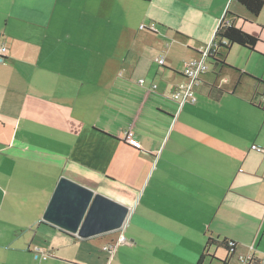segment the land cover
<instances>
[{
	"label": "crops",
	"instance_id": "0c3cea01",
	"mask_svg": "<svg viewBox=\"0 0 264 264\" xmlns=\"http://www.w3.org/2000/svg\"><path fill=\"white\" fill-rule=\"evenodd\" d=\"M229 13L263 43L232 47L244 61L229 85L202 76L197 103L180 106L169 96L184 65ZM1 45L0 264H198L208 238L253 255L264 155L252 147L264 149V136L249 122L264 112V8L253 17L234 0H0ZM62 178L130 209L117 237L81 239L43 221ZM107 238L114 250L103 255L95 241ZM220 250L207 253L230 264L235 255Z\"/></svg>",
	"mask_w": 264,
	"mask_h": 264
},
{
	"label": "water",
	"instance_id": "95a60500",
	"mask_svg": "<svg viewBox=\"0 0 264 264\" xmlns=\"http://www.w3.org/2000/svg\"><path fill=\"white\" fill-rule=\"evenodd\" d=\"M129 213L128 207L62 178L43 221L81 239H90L121 230Z\"/></svg>",
	"mask_w": 264,
	"mask_h": 264
},
{
	"label": "trees",
	"instance_id": "16d2710c",
	"mask_svg": "<svg viewBox=\"0 0 264 264\" xmlns=\"http://www.w3.org/2000/svg\"><path fill=\"white\" fill-rule=\"evenodd\" d=\"M149 2L151 0H144ZM239 5L243 6L253 17H257L264 8V0H234ZM237 16L229 13L227 14V22L223 21L219 26L211 47L208 60L213 62L215 69L218 66H227L224 61L219 60L218 58L223 57L224 52L230 51L234 46H238L250 52H256V48L259 44L263 43L259 37H255L245 32L243 29L236 27L234 25L235 18ZM261 82V81H259ZM259 107V106H258ZM264 110V106L261 107ZM215 247L217 249H223L226 251L228 258H231L235 255L236 252V243L224 239L218 240L213 238H208L205 251L201 255L198 264H203L204 260L209 257L207 251ZM213 259V257L211 256ZM228 259L223 260L222 264H228ZM253 264H262L258 258H253Z\"/></svg>",
	"mask_w": 264,
	"mask_h": 264
},
{
	"label": "rangeland",
	"instance_id": "374dc122",
	"mask_svg": "<svg viewBox=\"0 0 264 264\" xmlns=\"http://www.w3.org/2000/svg\"><path fill=\"white\" fill-rule=\"evenodd\" d=\"M223 57L226 58V60H227V62H226L227 66H218V68L215 69L213 62L211 63V61L208 60L207 66L209 67V71L206 72L205 74L201 75V77L205 76V75H210V77L212 76L214 79L213 82H217L222 87H227L229 85V83L237 75V73L235 72L236 67H234L232 65V63L237 61L238 64H241V63H243L244 60H242L241 58H238L237 55H235L234 53H230L229 51L224 52ZM255 112L256 113L254 115V118L252 119V121L249 122L250 123V131H251V134L254 135V137H257V136L263 137L264 136V112L263 111L260 112V111H258V109ZM256 191H258V187H256ZM259 193L261 195L260 196L261 199L264 201V184H262L260 186ZM260 207L264 208V206H260ZM117 234L118 233L113 232L111 234H108V236L113 235V236L117 237ZM244 236L247 237V235H244ZM244 236L240 235L239 238L241 239ZM108 241H109L108 238L95 241L96 247L98 249H100V253L103 255L106 254L104 252V248H105V245L108 243ZM248 247L249 248L252 247L253 248L252 254L254 256H256V258L258 257V259H260V261L264 262V226H263L262 232H261L260 236L258 237V239L256 240V242L249 244ZM215 250L216 249H214L212 252L214 253ZM216 252H217V256L220 259H226L227 254L223 250L216 251ZM237 259H238V255L236 254L234 256V259L231 260L230 264H238ZM206 264H222V263L218 262V261H213L211 259V256H209L207 258Z\"/></svg>",
	"mask_w": 264,
	"mask_h": 264
},
{
	"label": "built area",
	"instance_id": "2783aa9c",
	"mask_svg": "<svg viewBox=\"0 0 264 264\" xmlns=\"http://www.w3.org/2000/svg\"><path fill=\"white\" fill-rule=\"evenodd\" d=\"M227 22V20H224ZM142 29L144 27H141ZM213 42L206 47L201 53V59L196 62H189L184 65L183 70V77L185 79L184 83L176 85L174 91L170 94V98L178 103L180 106H184L185 104H196L197 103V96H196V89L197 86L201 82V75L205 74L209 71V67L207 66L208 56L211 50ZM7 53V48L3 45L0 46V58L4 59ZM159 64H164V58L159 59ZM143 83V81H140ZM264 104V98L262 99ZM127 140L128 143L136 148H141V143L138 142L136 139L133 138V133H127ZM253 151H256L262 155H264V149L258 146L252 147ZM127 243L126 237L123 235L118 240V245ZM107 252H113L114 245L111 244L105 247ZM254 255L250 256H240L238 257L239 264H253ZM264 264V262H262Z\"/></svg>",
	"mask_w": 264,
	"mask_h": 264
}]
</instances>
